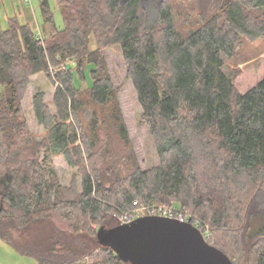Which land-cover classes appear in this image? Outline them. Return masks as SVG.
<instances>
[{
  "label": "trees",
  "instance_id": "trees-1",
  "mask_svg": "<svg viewBox=\"0 0 264 264\" xmlns=\"http://www.w3.org/2000/svg\"><path fill=\"white\" fill-rule=\"evenodd\" d=\"M48 0L33 29L0 25V238L37 264H130L98 238L139 205L183 209L234 264H264V73L224 70L264 38V0ZM40 35V36H39ZM118 47L158 154L141 168L106 50ZM55 84L54 112L31 76ZM88 80V83L85 82ZM77 169L68 185L41 153ZM80 181L77 183V178ZM263 219L257 225L258 219Z\"/></svg>",
  "mask_w": 264,
  "mask_h": 264
},
{
  "label": "rangeland",
  "instance_id": "rangeland-1",
  "mask_svg": "<svg viewBox=\"0 0 264 264\" xmlns=\"http://www.w3.org/2000/svg\"><path fill=\"white\" fill-rule=\"evenodd\" d=\"M41 0H0V25L7 27V18L17 16L21 21H29L33 29H37L41 23L40 13ZM126 1V0H123ZM49 9L53 20L58 27L62 26V18L59 6L56 0H48ZM108 69L111 73L114 83L119 87L118 98L120 100L122 113L126 126L129 131L130 139L141 168H149L158 163V154L153 144L152 138L148 132L147 126L141 119V105L133 84L126 79L125 62L123 54L118 47H111L106 50ZM224 70L233 76L234 81L242 79L247 74L264 73V38L256 40L243 39L242 46L238 49L236 55L231 60L226 61ZM88 83V80L85 84ZM55 84L52 83L44 74L31 76V82L26 94L22 99V108L25 112L29 127L33 135L42 139L46 132L38 124L34 112L32 97L35 92L42 90L45 93V102L52 112H54L52 97ZM41 159L44 165L51 166L58 175L59 182L68 185L76 177L77 169L70 166L62 154H51L48 151L41 153ZM5 184L9 183V176L5 179L0 172V191L4 189ZM80 177L77 178V183ZM263 219L257 220L260 225ZM206 234L212 238L210 242H215L213 233L206 225ZM0 264H37L35 258L23 255L17 252L10 244L0 238Z\"/></svg>",
  "mask_w": 264,
  "mask_h": 264
},
{
  "label": "water",
  "instance_id": "water-1",
  "mask_svg": "<svg viewBox=\"0 0 264 264\" xmlns=\"http://www.w3.org/2000/svg\"><path fill=\"white\" fill-rule=\"evenodd\" d=\"M98 238L130 264H234L197 226L163 215L100 227Z\"/></svg>",
  "mask_w": 264,
  "mask_h": 264
},
{
  "label": "built area",
  "instance_id": "built-area-1",
  "mask_svg": "<svg viewBox=\"0 0 264 264\" xmlns=\"http://www.w3.org/2000/svg\"><path fill=\"white\" fill-rule=\"evenodd\" d=\"M40 36V35H39ZM136 207L130 211L122 213L119 217L120 223H125L132 220L135 217L141 215H163L168 216L171 218H175L182 222H191L190 216L185 212L183 209L174 208L173 206H169L166 204L157 205V206H145L139 205L137 202H134ZM193 225L197 226L198 223H192Z\"/></svg>",
  "mask_w": 264,
  "mask_h": 264
}]
</instances>
